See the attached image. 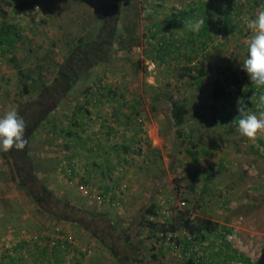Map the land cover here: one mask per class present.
<instances>
[{
    "label": "rangeland",
    "instance_id": "obj_1",
    "mask_svg": "<svg viewBox=\"0 0 264 264\" xmlns=\"http://www.w3.org/2000/svg\"><path fill=\"white\" fill-rule=\"evenodd\" d=\"M26 1L22 15L0 5V25L15 36L10 46L0 45V116L10 110L20 115L29 109L32 122L40 115L41 104L47 107L45 113L50 110L46 119L59 127L73 105L85 111L86 87L96 92V87L104 86L114 100L90 107L91 118L86 123L89 116L83 113L80 122L86 130L72 144L58 129L50 133L45 124L35 133L30 131L36 128H29L27 149L32 164L28 166L23 151L0 150V264H180L178 245L152 235L139 218L142 214L144 219L162 223L173 209L187 206L185 199L194 207V216L217 223L218 232L230 231L226 237L232 249L264 264V135L250 141L234 126L221 141L219 133L224 130L215 124L219 119L213 124L210 119L221 114L237 116L238 100L233 99L231 89L218 113L211 107L209 93V83L215 78L221 83L237 78L252 84L241 66L251 36L245 21L264 9V0L255 5L251 0ZM197 3L202 11H195L192 20L203 18L205 23H212L223 8L231 7L233 14L239 8L238 27L228 33L226 41L221 32H212L214 42L223 44L210 51L203 64L209 76L204 77L200 92L182 69L184 55H190L193 46L190 42L200 36L203 26L198 33L188 31L177 19L167 26L172 15ZM125 12L137 23L141 45L123 52L113 43L105 60L85 64L89 49L85 40L103 31L107 35L102 40L111 41L125 25ZM155 32L172 43V39L181 40L175 44L181 48L164 63L155 59L148 40ZM79 39L84 44L78 49ZM76 57L79 64L71 61ZM174 57L177 61H172ZM148 62L154 64L152 71ZM62 70L68 90H62L58 98L61 92L53 83ZM42 83L48 89L23 94L24 84H34L33 89ZM166 96L188 107L184 128H199L197 139L206 142L218 136L221 147L211 146L212 158L198 154L195 160L193 153L198 150L172 137ZM157 97L161 100L156 101ZM248 107L254 113L264 110L258 100ZM133 110L139 114L129 123L126 115ZM203 113L204 118H197ZM206 125L213 129L207 136L203 135ZM69 159L74 167L72 177L67 171ZM209 170L212 176L206 182ZM102 188L109 189L105 197ZM35 199L45 200L46 209L38 207ZM152 203L157 205L154 218L144 215ZM62 205L65 210L59 208ZM218 235L211 237L215 250L226 251Z\"/></svg>",
    "mask_w": 264,
    "mask_h": 264
},
{
    "label": "trees",
    "instance_id": "obj_2",
    "mask_svg": "<svg viewBox=\"0 0 264 264\" xmlns=\"http://www.w3.org/2000/svg\"><path fill=\"white\" fill-rule=\"evenodd\" d=\"M252 4L255 5L257 3V0H251ZM26 0H0V5H5L6 7L13 8L12 12L14 15H22L26 11L25 5H27ZM199 5H195L194 7L188 6V8H184V10L179 11L178 14L172 15V18L167 22V26L169 27L175 20L177 19L181 26L184 27V22L187 20H192V18H195L194 12L202 10L201 3H197ZM233 9L231 7H226L221 9L219 12V16L212 22V23H204L202 30L200 31V36L196 38L194 41L190 42L193 46L190 47V55H184L186 65L183 67V71L187 72V76L189 81L192 85H195V88L197 91H201V84L203 82L204 77L209 76V71L206 70L204 67V63L206 62L209 52L212 50H216L219 46L223 44L221 41L220 43L214 42V38L212 36L217 34V32H221L224 35V41L227 40V35L229 32L235 31V29L238 27V23H236L235 18L236 15L239 12V8H236L235 14L232 12ZM1 11V10H0ZM3 11V10H2ZM134 16L136 17L134 20L136 21L138 13L137 11H134ZM125 25H123L122 30L118 31V34L115 33L116 30L112 28L111 35L116 36L111 39V41H105L102 40L105 35H107L105 32L101 31L98 36H93L85 40V48L87 51H85V64L86 63H100L102 59H106L107 55L109 53V50L111 49V46L113 43H116L117 48L119 51H128L133 47H138L141 45V37L137 34V23H133L131 20L128 19V14L125 12L124 19ZM1 26V25H0ZM155 26V25H154ZM153 27H150V29ZM213 32V33H212ZM103 36V38H102ZM165 35H162V38L158 37V34L151 33L148 36V40L151 41V45L154 48L155 51V59L159 63H164L167 61L168 56L173 51H178L181 47L180 45H175L176 42L178 43L181 40L178 39H172V41L169 42L164 37ZM15 36H11L10 32L6 28V26L0 27V45L7 44L10 46L13 42ZM217 37V36H216ZM110 36L108 37V39ZM183 41V39H182ZM84 44L82 39H79L78 46L76 48H80V46ZM173 44V45H171ZM183 47L187 48L188 45L183 42ZM198 51V53H196ZM171 60V59H170ZM71 61H73L74 64H79V59L76 57L75 60L71 58ZM172 61H177V58H172ZM193 61H197V64H193ZM80 62V61H79ZM90 66V65H89ZM92 66V65H91ZM80 66L78 67L79 70ZM75 72L77 73L78 71ZM41 72V68L39 69ZM72 72V70H71ZM81 72V71H80ZM33 72H27L25 75L27 79L31 78ZM78 74V73H77ZM65 77L63 70L59 72V75L53 83L54 87L58 92H61L58 94V98H61V94L68 90L67 83H63V78ZM102 80V79H100ZM34 81L31 80V83ZM29 85V86H28ZM34 86V84H24L23 85V94L29 95L36 91H41L48 89V86L44 83L37 85L33 89H30ZM70 86V85H69ZM60 88V89H59ZM96 92L93 90L92 87H86L85 89V111L80 107L78 104L73 105L72 108L69 109V111L63 116L62 126L60 125L57 127L56 125H53V123L49 122L47 118L48 113L44 112L47 107H44L43 105L38 106V110L40 115H38V118L32 122H30V119L32 115L30 114V110H21V116L26 124V130H25V138L27 141H29L30 134L29 128H36L35 130H31V133H35L36 130L38 131L43 125H46V128L49 130L50 133L55 132V129H58L63 137H66L69 142L75 143L81 140L83 137L84 128L83 123L80 122V118L83 116V113L85 112V118H88L85 120L89 121L91 118V109L92 108H98V104H104L111 103L113 99V96H109L112 91L110 89H107L104 86H98L96 87ZM101 88V91H99ZM231 89H233V99L234 100H243L249 105V97L252 95H255L258 97L260 95H264L263 88H257L254 85L248 83L246 79L239 80L237 78L231 80V81H225V83H221L218 79H211L209 83V93H210V99L214 103L211 107H213L218 113L220 111H223V105L224 100H227L226 97L230 94ZM62 90H64L62 92ZM162 96H164L162 94ZM57 98V99H58ZM121 99H124L121 97ZM157 100H161L160 97H157ZM155 101V100H154ZM167 106H168V118L169 123L171 125V128L173 129V135L172 136L175 140L181 139L182 144H185V141H188L190 145H192L191 148L198 150L194 154V159L198 160V154L199 156L203 157H210L212 158L214 154L211 152V146L215 145V148H220L221 145H219V138L217 136V139L214 138L213 141H201L197 139V134L199 133L200 129L195 127H190L188 130H186L185 122L186 117L190 115L188 107L180 100H174L171 96H166L165 99ZM257 104V103H256ZM133 105V104H132ZM132 105H129L131 109H135ZM251 105V103H250ZM255 105V102L252 104ZM128 107V108H129ZM68 110V109H67ZM117 111L115 112V114ZM236 113L239 114L236 110ZM139 112H130L128 115H126V119L131 122V118L133 116H137ZM217 117V116H216ZM197 118H204V113L202 115H198ZM236 118V119H235ZM219 119L218 123H215L217 127H222L224 131L219 133V136H221V141H223L222 136L229 135L234 129V126H237V120L239 119V116L233 115V117L228 115H220V117L212 118L210 121H212V124L215 120ZM216 122V121H215ZM43 124V125H42ZM30 126V127H28ZM140 127V126H139ZM205 130H203V135H206L210 133L213 129H210V126L206 125L204 126ZM54 129V130H53ZM177 133V134H176ZM197 137H196V136ZM202 136V135H201ZM28 144V143H27ZM77 144V143H76ZM98 145V144H97ZM118 146V145H115ZM26 147L22 150L24 155V164L28 166V164H32L31 160L28 157V149ZM117 148V147H116ZM207 148V149H206ZM124 150H127V148H124ZM2 151V150H1ZM85 151L87 152L88 149L85 147ZM3 152V151H2ZM128 153V152H127ZM1 155L5 158H7V155L5 153H1ZM33 171V167H32ZM67 171L69 172L70 176H74V167L72 166V163L69 159L67 162ZM212 176V170H209L207 172V177L205 179L206 182H209ZM193 185L189 189H193ZM105 190V192L102 194V197H105L107 195V192L109 189L102 188ZM207 189V184H204V190ZM185 201L188 203L186 204L184 201H182L183 205L186 204V207L180 208L176 207L171 211L169 217L165 219L162 223H158L149 219H144V216L141 214L139 218V223H142L144 220L147 223V226L150 228V232L152 235L159 234L162 240L165 238H168L171 241H174L175 244L178 245L179 250L182 254V261L180 264H258L256 262H253L250 260V258L246 257L242 253H238L235 249L231 248L230 243L227 240V234L230 232L229 230H224L222 232H218V224L214 223L211 220L199 217L197 215L194 216L195 209L194 207H190L191 203L188 202L187 199ZM45 200H38L35 199V204L40 207L46 209V206L44 205ZM59 204H57L58 206ZM60 209L65 210L64 205L59 207ZM157 211V205L155 203L150 204L144 211V215L156 217ZM181 233L182 235L178 238L176 235L177 233ZM222 232V233H221ZM220 234V235H218ZM169 235V237H167ZM176 235L175 237H173ZM221 240V246L223 250L226 251H218L215 250L214 242L212 241V236H217ZM211 238V239H208ZM205 242H209L205 247H201V245ZM204 246V245H203ZM199 247V249L197 248ZM208 247L211 249L206 250ZM171 248H173L171 246ZM155 258V257H153ZM146 264H152V263H146Z\"/></svg>",
    "mask_w": 264,
    "mask_h": 264
},
{
    "label": "clouds",
    "instance_id": "obj_3",
    "mask_svg": "<svg viewBox=\"0 0 264 264\" xmlns=\"http://www.w3.org/2000/svg\"><path fill=\"white\" fill-rule=\"evenodd\" d=\"M205 21L203 18L187 20L184 22L188 31L198 33ZM251 36L247 41V55L241 63L242 70L247 73L252 85L264 88V9L258 10L255 18L245 21ZM249 102H257V97L252 95ZM258 104L264 109V95L258 97ZM239 119L237 131L250 141H255L264 135V110L258 113L250 112L248 103L243 100L237 102ZM236 119V118H235ZM26 124L24 119L15 110L7 111L0 116V150L9 152L13 148L22 151L28 141L25 138Z\"/></svg>",
    "mask_w": 264,
    "mask_h": 264
},
{
    "label": "built area",
    "instance_id": "obj_4",
    "mask_svg": "<svg viewBox=\"0 0 264 264\" xmlns=\"http://www.w3.org/2000/svg\"><path fill=\"white\" fill-rule=\"evenodd\" d=\"M146 65H147L148 70L150 71H152L155 68L153 62H148Z\"/></svg>",
    "mask_w": 264,
    "mask_h": 264
}]
</instances>
